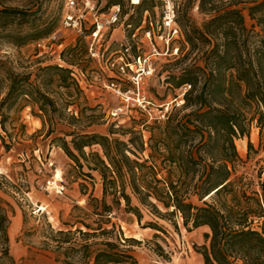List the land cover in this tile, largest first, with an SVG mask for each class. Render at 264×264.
I'll return each mask as SVG.
<instances>
[{"label":"trees","instance_id":"obj_1","mask_svg":"<svg viewBox=\"0 0 264 264\" xmlns=\"http://www.w3.org/2000/svg\"><path fill=\"white\" fill-rule=\"evenodd\" d=\"M37 1L26 6L0 3L2 42L20 48L59 28L63 8L59 6L56 16L45 8L33 11ZM120 2L107 0L100 11ZM194 4L204 16L200 23L191 14ZM154 6V0L133 5L137 14L125 22L130 25L127 37ZM243 9L253 20L249 28ZM175 19L189 49L177 60L182 63L179 68L169 70L164 80L171 88H188L181 107L165 120L148 121L143 113L138 124L147 132L145 140L135 125L111 122L105 132L87 129L96 114L85 116L86 109L77 106L75 98L83 89L70 68L77 66L85 73L80 57L88 51L82 37L58 51L63 64L37 59L33 68L17 71L0 61L2 131L8 133L12 113L30 106L50 142L63 150L78 172L86 167L80 172L83 177L93 181L92 171H97L101 178V197L90 192L86 204L76 206L81 213L73 221L74 229H55L45 220L44 242L53 246L60 264L136 263L128 249L134 237H125L109 216L121 200L138 220L142 205L161 217L178 214L186 229L207 226L204 242L195 244L204 264H264L263 169L240 172L243 160L235 144L254 124L259 149L264 150V0H182ZM135 47L132 51L137 53ZM71 106L74 111L68 113ZM83 117L87 123H81ZM0 141L7 150L1 132ZM252 150L258 149L248 140L247 157ZM80 187L86 194L87 185L80 182ZM9 221L0 199V264H15L9 250ZM146 225L160 228L155 221Z\"/></svg>","mask_w":264,"mask_h":264},{"label":"rangeland","instance_id":"obj_2","mask_svg":"<svg viewBox=\"0 0 264 264\" xmlns=\"http://www.w3.org/2000/svg\"><path fill=\"white\" fill-rule=\"evenodd\" d=\"M95 1L102 10L107 0ZM169 1L173 5L176 18L177 8L181 6L182 0ZM1 2L19 6L32 4V0H0ZM154 2L155 6L149 15L153 20L159 21L165 2L163 0H154ZM64 3L65 0H38L32 10L37 8L40 11L45 8L47 14L51 12L56 16L59 6L64 8ZM133 5L131 0H121V20L124 23L129 17L134 18L137 14ZM191 14L197 23L204 18L197 12L196 4L193 5ZM243 14L247 27H251L253 20L247 16L246 9H243ZM56 36V40L62 42L61 46L56 44L57 41L52 42V40L45 39L40 47L35 43H29L15 48L0 39V61L11 63L17 71L33 68L37 59L51 63L59 62L57 60L58 50L65 45L73 44L77 36L72 30L63 27ZM125 36L127 37V30L120 25L115 26L114 29H106L99 41L100 49L103 50L111 38L120 40ZM89 40L91 37L84 39L85 43ZM135 41L139 44L137 53L141 55L151 53L152 43L158 51L152 55L155 61L154 74L139 86L141 92L152 103L150 112L153 113L156 108L167 104L169 112L180 108L183 103V93L188 86L171 88L165 83L164 78L169 70L176 71L179 68L182 63H176L177 60L189 49L184 41L182 30L180 39L173 40L169 44L170 47L175 44L179 46L177 54H170L171 48L166 53L163 40L156 38L150 42L142 37L140 31ZM111 48L114 49L115 46ZM80 58V64L84 66L85 73L84 76L77 75V78L83 92L75 98V102L79 108L86 109L85 116L96 114L94 123L87 129L105 132L111 122L116 123V126L135 125L137 129L143 130L145 140L148 136L147 132L144 126L138 124L142 121L143 112L136 106L126 107L122 98L106 86L110 80L121 83L123 89L129 87L130 84L127 81L110 77L111 73L106 69L104 61L93 59L88 54ZM130 96L135 97L132 94ZM87 107L94 109L90 110ZM70 111H74L73 106L69 108L68 113ZM188 111L189 108L181 110L180 114ZM11 116L14 118L7 125L11 136L0 128L6 143L9 144V148L5 150L0 141V199L4 200L10 218L8 225L10 253L15 264L63 263L52 250L53 246H48L44 242L48 235L45 220L49 221L55 229H74L76 224H73V221L81 213L76 206L83 207L90 192L97 197L102 195L100 175L97 171H92L93 181L83 177L80 172L81 170L87 171L86 167L78 172L79 169L63 150L50 142L51 138L45 135L40 120L31 114L30 106L21 108ZM87 122V119L83 117L81 123ZM248 140L252 142L255 149H258L250 151L249 157H247ZM235 144L243 160L239 166L240 172L255 173L262 167V176H264V150L259 149L256 126L252 125L248 136L236 138ZM88 150L90 149L87 148L86 151ZM141 155L146 157L147 153L144 152ZM55 168L61 169L65 179L66 187L62 195L48 194L43 190L45 180L53 175ZM80 182L87 185L86 194L81 193ZM106 200L111 202V196L108 195ZM132 202L136 203V200L132 198ZM140 207L141 220H138L134 213L124 209L123 200L119 205L114 204L109 214L111 221L115 223L116 228L122 230L125 237H134L135 240L129 241L131 243L128 244V249L136 259L135 264H204L201 255L195 249V244L199 245L204 242L203 233L209 230L207 226L201 225L186 229L178 214L161 217L142 205ZM147 221H155L160 228L146 225Z\"/></svg>","mask_w":264,"mask_h":264},{"label":"built area","instance_id":"obj_3","mask_svg":"<svg viewBox=\"0 0 264 264\" xmlns=\"http://www.w3.org/2000/svg\"><path fill=\"white\" fill-rule=\"evenodd\" d=\"M165 2L159 21L153 20L148 11L144 12L141 25L137 27L131 34V37H123L118 40L111 38L108 40L107 46L101 50L99 41L106 29L113 28L117 25L123 28L130 27L121 20V6L119 4L112 5L107 12H101L98 3L95 0H65L64 8L61 16L59 28L45 39L57 41V33L60 28L72 30L77 37L91 40L86 41L87 54L89 57L105 62L106 69L111 73L110 77H115L121 81H127L130 86L123 89L121 83L110 80L107 87L110 88L117 96H120L125 102L126 107L136 106L143 112L148 121L165 120L169 113V105L160 106L156 111L151 113L152 103L146 98L145 94L140 90V84L147 78H150L155 72V61L152 55L158 53L157 48L152 43L150 54H139L132 51V45L135 44L136 52L139 44L135 41V37L140 31L142 37L152 42V39L159 38L164 41L166 53L169 48L170 54H177L178 45L169 46L173 40H179L181 30L175 20V11L169 0ZM133 4L137 3L131 0ZM39 40L35 44L40 47L45 40ZM58 46L62 43L56 42ZM111 46H115L114 49ZM59 51V50H58ZM57 60L60 64L63 61L59 58L57 52ZM72 68V76L79 82L77 75L84 76V73L77 66ZM130 94L135 97L130 96ZM130 100V101H129ZM178 104V103H177ZM65 179L61 169L55 168L53 175L47 178L43 184V190L48 194L62 195L65 192Z\"/></svg>","mask_w":264,"mask_h":264},{"label":"bare ground","instance_id":"obj_4","mask_svg":"<svg viewBox=\"0 0 264 264\" xmlns=\"http://www.w3.org/2000/svg\"><path fill=\"white\" fill-rule=\"evenodd\" d=\"M135 1H137V0H135ZM43 208V207H42Z\"/></svg>","mask_w":264,"mask_h":264}]
</instances>
